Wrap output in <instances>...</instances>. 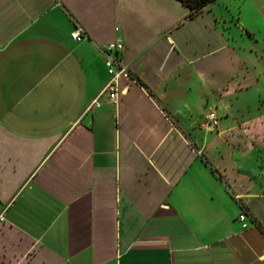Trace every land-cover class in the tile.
Wrapping results in <instances>:
<instances>
[{
  "label": "crops",
  "instance_id": "1",
  "mask_svg": "<svg viewBox=\"0 0 264 264\" xmlns=\"http://www.w3.org/2000/svg\"><path fill=\"white\" fill-rule=\"evenodd\" d=\"M210 10L0 0V264H264V87Z\"/></svg>",
  "mask_w": 264,
  "mask_h": 264
},
{
  "label": "rangeland",
  "instance_id": "2",
  "mask_svg": "<svg viewBox=\"0 0 264 264\" xmlns=\"http://www.w3.org/2000/svg\"><path fill=\"white\" fill-rule=\"evenodd\" d=\"M208 7L252 77H259L264 87V0H216ZM253 129L254 134H261L264 128Z\"/></svg>",
  "mask_w": 264,
  "mask_h": 264
},
{
  "label": "built area",
  "instance_id": "3",
  "mask_svg": "<svg viewBox=\"0 0 264 264\" xmlns=\"http://www.w3.org/2000/svg\"><path fill=\"white\" fill-rule=\"evenodd\" d=\"M72 38L77 41H82L86 38L85 33L81 28L76 29L72 32ZM125 45L121 39L114 40L108 44V46L104 50L105 54V64L108 70L111 79L107 85V89L110 90V96L114 101H117L120 93L124 92L120 91V84L123 78L127 79L130 82L135 81L132 76L128 66L123 62L121 52L124 50ZM96 106H99V102H95ZM207 126L214 128L217 125V117L215 113H211L208 115ZM247 218L246 213L240 215V219L244 222L243 226L247 227V223L245 222Z\"/></svg>",
  "mask_w": 264,
  "mask_h": 264
},
{
  "label": "trees",
  "instance_id": "4",
  "mask_svg": "<svg viewBox=\"0 0 264 264\" xmlns=\"http://www.w3.org/2000/svg\"><path fill=\"white\" fill-rule=\"evenodd\" d=\"M183 4L191 9V15H197L204 10L205 7L215 2L216 0H180Z\"/></svg>",
  "mask_w": 264,
  "mask_h": 264
}]
</instances>
